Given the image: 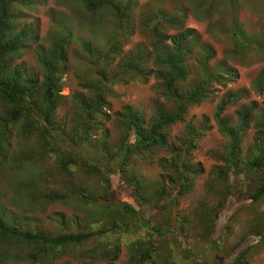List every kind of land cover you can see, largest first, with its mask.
Instances as JSON below:
<instances>
[{
	"label": "rangeland",
	"instance_id": "obj_1",
	"mask_svg": "<svg viewBox=\"0 0 264 264\" xmlns=\"http://www.w3.org/2000/svg\"><path fill=\"white\" fill-rule=\"evenodd\" d=\"M23 1L30 9L19 12L17 8L22 6L12 4L14 9L9 15L17 31L30 25L38 34L36 42L28 38L27 44L17 52L13 62L14 65L24 66L29 75L39 79L43 76V70L36 60L39 49H48L50 46L53 17L59 19L58 16L62 14L68 20L64 30L59 31L62 35L69 34L66 54L68 67L61 75V99L54 112L57 133L53 135L60 148V156L71 153L78 158V165L71 168L72 177L65 179L58 159L42 157L40 146L33 137L28 138L27 129L24 128L25 119L6 128L7 134L1 138L0 152V217L8 224H15L20 231L44 233L50 237L96 232L114 220L131 228L129 232L117 229L116 235L95 234L83 243L53 250L49 256L54 258L52 262L48 258L47 264L93 262L90 257L94 250L93 253L101 255L100 259L94 261L95 264H240L239 261H232L234 258L228 256L229 252L234 251V256H237L243 249L253 245L254 249L245 255V264H264V237L252 240L246 236L248 231H263L264 197L253 203H242L240 200L249 197L254 190L256 184L251 177L253 175H249L243 183L242 192L243 178H236L233 173L227 177L233 186V194L225 209L217 215L219 203L227 193V183L220 175L227 170L226 144L229 139L218 132L215 124L216 104L230 90H247L248 96L241 99L240 104L246 106L255 103L256 120L264 114V44L259 42L264 41V0H136L138 7L130 13L129 23L134 24H124V30H120L119 23L112 19L109 0ZM87 1L100 3V8H103L97 13L100 19L98 25H101L93 29L81 26L83 20L89 19L90 12L82 7ZM159 7L186 10L185 17L179 16V27L182 29L177 30L164 23L162 32L172 35L185 29L195 30L201 42L209 44L214 50L215 57L208 64L209 67L218 63L229 65L234 69L233 82L226 86L212 85L208 89L206 101L189 106L183 113L182 121L166 129L167 148L131 155L126 171H120L117 160L110 162V153L98 151L97 146L102 143L104 135L105 143L109 146L122 141L126 134L122 123L124 107L129 105L135 112L141 113L148 124L161 109L172 111L171 102L163 97L159 82L151 72L146 83L136 77H122L117 84L106 81V102L99 113L92 110L87 112L82 103L90 102V105L96 106L97 90L92 84L97 87L104 73H113L109 71L110 67L105 71V65L94 59L99 50L107 47L105 40H108V35L119 34L122 40H127L121 54L125 58L135 50L140 55L154 52L149 47L150 40L145 34L147 31L139 24L144 17L152 14V9ZM131 27L136 28H133V35L124 38L123 35L130 32ZM238 28L247 37L255 35L258 41H252V45L237 51L235 40L230 34L238 31ZM87 41L93 44L94 57L83 50L82 43ZM199 58L198 52H193L188 58L187 65L192 75L182 89H186L199 74ZM145 68L148 71L154 69L151 62H147ZM120 72L118 70L111 76L116 73L119 75ZM236 107H231L228 114L233 115L238 109ZM3 115L0 107V121ZM202 123L210 127L208 131L202 130ZM189 124L199 131L200 137L194 141V149L184 161L190 165V169L199 166L203 173L188 180L184 191L178 193L180 183L175 184L176 173L171 163L177 162L178 165L180 157L173 153L172 148L185 138ZM254 125H250L248 136L242 141L243 150L240 154L244 158L248 156L247 149L255 143ZM86 129L90 133L87 142L83 139ZM9 144L12 146L11 155L4 158ZM82 160L92 161L98 172L89 173L93 168L80 166ZM109 170L115 173L110 175ZM127 178L134 187L139 188L138 197L145 206H139L135 201L133 187H129ZM72 189L89 193L95 203L85 204L71 198ZM158 190L164 191L160 200L155 197ZM54 192L64 196L65 200L46 202L44 196ZM116 201L128 203L135 214L125 211L122 204ZM108 202L114 203L109 205ZM146 220L151 224L143 225ZM213 224L216 225L214 228ZM153 226L159 229L154 231L150 228ZM165 226L179 236H183L179 233L184 228L188 230L189 237L198 235L200 239L193 242L188 237L179 241L176 235L163 231ZM133 227L137 229L133 230ZM212 229L214 231L209 241L201 238L202 233L207 234ZM148 249H152V255L150 260L144 262L141 254ZM38 251L36 243L22 241L13 235L0 238V264H43L39 257L34 260ZM114 254H117V259L113 262Z\"/></svg>",
	"mask_w": 264,
	"mask_h": 264
},
{
	"label": "trees",
	"instance_id": "obj_2",
	"mask_svg": "<svg viewBox=\"0 0 264 264\" xmlns=\"http://www.w3.org/2000/svg\"><path fill=\"white\" fill-rule=\"evenodd\" d=\"M108 7L113 12L112 19L118 22L120 30H124L123 25L131 22L130 13L135 10L138 5L136 0H109ZM22 6L17 8L19 12H23L22 9L29 10L28 4L23 0H0V107L3 109V119L0 121V152L1 138L7 134L6 128L17 125L21 120L25 119L24 128L27 129L26 135L33 140L41 148V156L55 157L58 159L60 170L65 173L64 178L71 176V168L78 165V158L69 153H65V157L60 156V148L54 141V135L56 134V123L54 121V112L57 108L58 102L61 99L60 89L62 86L61 75L62 72L67 70V50L69 43V34L62 35L59 31L63 29L65 22L68 21L66 16L62 15L53 17V31L50 35V46L48 49H39L37 57V65L43 70V76L39 79L35 75H29L24 66L14 65L13 62L17 58V52L20 51L22 46H25L30 37L33 42L38 41V34L32 27L24 26L21 30L17 31L15 26L11 23V16L9 12L14 9L12 6ZM82 7L89 13V19L86 18L81 23L84 28L88 27L93 29L95 26L101 25L97 17L98 11L103 8L101 4L93 2H84ZM99 8V9H98ZM186 10L181 8L165 9L159 7V9H152V14L144 17L140 24L145 31V34L150 40V48L154 49V52L145 53L140 55L135 50L131 56H122L123 44L127 40H122L119 34L108 35V44L103 50L97 52V56L94 59L98 63H103L105 66L103 69L106 71L107 67H110L109 71L113 73L120 70L119 75L116 73L108 72L104 73L99 80V84L96 87L94 83L92 86L97 90V105H90V102H83V108L86 111L92 110L94 113H99L101 107L105 104L106 94L104 93V86L106 81L110 80L111 84H117L120 78L128 77L141 80L142 83L148 81L151 75L159 82V87L163 93V97L167 98L171 102L172 111L161 109L154 117L151 123L146 124L144 116L141 113L135 112L131 106L124 107V114L122 123L126 134L122 141L114 146H109L105 143L106 135L102 139L100 146H97V150L101 152L110 153L108 160L110 162L116 161L117 167L120 171H126V165L131 155H135L144 151H151L152 149H164L167 148L166 129L182 121L183 113L187 111V108L192 105H199L206 101L208 96V89L214 84L226 86L228 83L233 82L232 74L234 69L229 65H223L221 63L216 64L210 68L209 63L215 57L214 50L209 44L202 43L200 36L193 29L181 30L172 35H168L162 32V24H170L177 30L182 29L179 27V16L185 17ZM14 20V19H13ZM131 23L129 25H133ZM135 27L130 28V32L123 35L124 38L131 37L134 33ZM99 29L98 27L96 28ZM136 29V28H135ZM238 31H232L230 34L232 39L235 40L237 51L252 45V41H258L256 36L247 37L244 35L243 30L238 28ZM96 30V31H97ZM76 39V38H75ZM260 44H264L263 40H259ZM83 50L87 55L94 57L93 44L90 41L82 43ZM161 52V53H160ZM193 52L199 53V74L193 79V82L187 85L186 89H182L186 83H189L188 77L192 75L190 67L187 65L188 58L192 56ZM147 62L153 64V68L149 71L145 68ZM116 76V78H115ZM186 90V91H185ZM247 90L228 91L225 93L220 101L216 104L215 124L218 132L227 137L229 140L226 144L227 151V170L221 173L220 177L225 181L227 193L221 199L219 208L217 209V215L225 209L233 194V186L227 180V177L233 173L236 178H243L240 192H242L243 183L247 180L249 175L255 179V188L247 198L243 197L240 200L242 203H248L249 201L258 202L264 197V114L256 120L255 115V103L249 105H241L240 101L248 96ZM38 98L36 100V98ZM238 106L235 109L233 115L228 114V110L231 107ZM163 110L165 112H163ZM36 114V115H35ZM33 123V125H31ZM205 123V121H204ZM202 123V130L208 131L210 127H206ZM255 124L253 129L255 130V143L250 147L248 156L242 157L243 139L248 136V130L251 129L250 125ZM83 134L84 141L89 140L90 133L86 129ZM200 137L199 131L193 127L187 125V133L184 139H182L177 147H173V153L180 157L179 163L172 162L171 167L176 173L175 184L180 183L179 192L184 191L187 187V181L193 177H197L203 173V170L197 166L190 169V165L184 161V158L190 154L194 149V141ZM10 138L9 136L7 137ZM28 140V139H27ZM262 145H259V143ZM28 144V142H27ZM8 145V143H7ZM29 145V144H28ZM261 146V147H260ZM24 148H20L23 150ZM31 149V148H29ZM12 146L9 144L6 150L4 158L11 155ZM57 155H59L57 157ZM107 158V157H106ZM80 166L84 168H93L89 173L97 171V167L92 161L82 160ZM165 166V165H164ZM164 166L162 167L164 169ZM175 166V167H174ZM110 175L115 171L109 170ZM45 174V171H44ZM108 175V178L110 177ZM72 177V176H71ZM129 187H133L135 193V201L139 206H145L139 194V188L133 186V182L127 178ZM73 199L79 200L82 203L92 205L95 203L93 197L87 192H78L76 189L71 190ZM164 196L163 190H158L155 197L160 200ZM44 200L48 203L59 202L65 200L64 196L54 193H49L44 196ZM118 202V201H116ZM109 205L111 202H108ZM112 202L111 204H113ZM120 203V201L118 202ZM124 207L125 211L135 214L132 206L128 203H120ZM242 208V207H241ZM178 219V217H177ZM149 220H146L143 225H150ZM142 224L140 226H143ZM216 225L213 224V228ZM152 230L157 231L159 227H150ZM119 229L121 232L131 231L130 227L120 224L118 221H112L108 226H105L102 230L96 232H80V233H68L64 235H57L50 237L44 233H33L32 231H20L15 224H8L3 218L0 217V238H5L7 235H13L21 239L22 241L36 243L39 247L38 254L34 255V260L37 257L41 258L43 264H47L46 260L49 258L52 262L53 250L66 247L68 245H76L83 243L91 239L95 234L99 235H116L115 231ZM136 230L137 227H133ZM163 231L171 232L176 235L172 229L165 226ZM201 234V238H205L209 241L212 237V232ZM162 232V233H164ZM246 234L250 239H262L264 237L263 231L260 233L248 231ZM183 236L176 235V239H187L189 237L188 230L181 229L179 233ZM251 234V235H250ZM190 240L193 242L198 241V235H190ZM178 242V241H177ZM180 243V242H179ZM238 246V245H237ZM254 246V245H253ZM253 246H248L243 249L237 256H234V251L229 252V257L234 258L232 261H239L240 264H245V255H248L250 251L254 249ZM153 249V248H152ZM152 249H148L141 254L144 262L150 260L152 255ZM92 252V251H91ZM95 252V250L93 251ZM91 253V259L93 262H84L83 264H95L96 259H100L101 255ZM117 254L113 255L112 261H116ZM33 262H37L34 261ZM111 263V262H110ZM143 263V262H142Z\"/></svg>",
	"mask_w": 264,
	"mask_h": 264
}]
</instances>
